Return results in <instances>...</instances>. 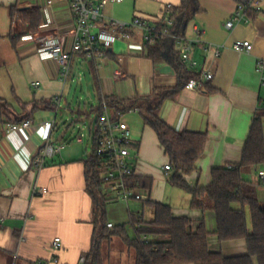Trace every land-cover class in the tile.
Segmentation results:
<instances>
[{
	"label": "crops",
	"instance_id": "1",
	"mask_svg": "<svg viewBox=\"0 0 264 264\" xmlns=\"http://www.w3.org/2000/svg\"><path fill=\"white\" fill-rule=\"evenodd\" d=\"M181 3L182 0H125L121 4H107L103 13L106 19L131 22L138 17L159 24L165 18L167 6L179 7ZM196 5L197 13L193 14V6L187 10L185 31L177 21L180 33L193 42L194 67L183 63L180 49L168 39L164 40L162 59L149 58L142 32L137 30L131 31L129 38L100 35V44L107 51L101 63L81 54L75 57L73 67L90 74L91 99L93 93L100 105L94 109L96 117L89 130L90 152L80 146L84 145L85 136L82 142L77 141L82 133L75 138L69 136L75 125L85 123L80 112L83 103H75L79 91L85 94V87L73 91L71 84L67 90L68 81L61 80L60 67L44 61L37 52L41 40L48 36L61 37L71 47L76 22L70 0H0V264H85L95 240L101 241L103 264L106 239L111 264L114 241L122 239H103L105 225H128L132 215L152 221L154 211L143 207L145 201L171 206L175 217L192 221L193 230L204 218L213 251L226 257L248 254L245 239L219 242L215 213L192 209V194L169 183L172 172L165 167L170 165V159L156 132L136 117L142 116L147 106L156 105L162 96L169 95L162 101L158 117L177 132L207 136L196 170L185 176L192 188H208L214 169L241 163L253 120L260 114L256 62L264 59V0H258L260 11L253 8L251 13H245V20L236 23L233 30H228L226 23L234 17L238 2L196 0ZM25 9L38 10L42 15V23L34 32L20 17V10ZM46 24L49 26L42 28ZM28 35L35 39L24 41L23 37ZM246 40L254 45L251 53L233 49L234 43ZM210 45L221 46V55L208 49ZM187 71L200 75L197 80L201 81V88L185 89ZM206 73L214 75L211 81L205 80ZM72 80L74 84L75 79ZM101 97L137 104L121 116L132 132L131 164L135 174L154 180L152 190H138L144 197L142 201L120 199L115 181L94 188L87 180L86 163L93 151L92 136L97 131L96 121L104 100ZM58 99L59 108L54 110L50 105ZM15 120L31 121L32 125L8 138L9 126ZM262 121L264 128V117ZM45 123L54 126L50 129ZM49 143L65 147L39 168L33 162ZM261 172L264 164L253 168L245 179L258 185V198L264 202ZM43 189L46 194L37 192ZM248 225L251 231V217ZM127 232L130 239L135 237L130 226ZM57 238L61 239L62 248L56 251L53 242ZM132 251L134 264L135 251L129 247L130 255Z\"/></svg>",
	"mask_w": 264,
	"mask_h": 264
},
{
	"label": "trees",
	"instance_id": "2",
	"mask_svg": "<svg viewBox=\"0 0 264 264\" xmlns=\"http://www.w3.org/2000/svg\"><path fill=\"white\" fill-rule=\"evenodd\" d=\"M238 4L247 6L245 13L253 11L252 4L258 0H235ZM189 6H193V14L198 12L196 0H182L179 7H174L172 18L178 21L183 15L187 16ZM13 15L16 9H11ZM22 21L30 24L34 32L42 23V15L38 10H20ZM165 18L159 23L164 26ZM164 38H157L154 45H146L148 57L158 61L162 59L165 44ZM15 41V40H14ZM184 76V82L199 79L200 75L189 72ZM169 95L162 96L156 105L147 106L143 113L145 125L152 128L170 159L171 176L169 183L173 187L192 194V209L202 212L208 210L216 215L217 229L215 235L219 242H229L245 239L248 254L237 257H226L222 252L213 251L210 246V232L205 219L198 222L195 230L192 221L187 217H175L171 206L145 201L144 208L154 211V219L147 222L131 216L128 225H119L103 230V239L120 237L135 251L134 264H264V202L258 198V185L245 179V176L257 166L264 164V114H258L253 120L249 138L244 145L241 163L234 169L218 168L212 172V184L206 189L192 188L185 176L196 170L198 160L203 156L207 136L189 131L177 132L158 117L162 101ZM106 99L115 117H120L125 110L134 108L137 104L120 101L114 97ZM58 102L50 107L59 108ZM1 116V110H0ZM1 118V117H0ZM32 120V119H29ZM24 121L15 120L11 124H22ZM130 148L134 146L130 145ZM87 180L90 187H100L107 172L105 163L94 153L87 158ZM127 187L135 190H152L154 180L133 174L126 178ZM247 209L250 212L252 230H249ZM128 226L133 229L135 237L128 236ZM148 237L146 243L143 239ZM101 241L95 240L93 251L86 257L85 264H101Z\"/></svg>",
	"mask_w": 264,
	"mask_h": 264
},
{
	"label": "built area",
	"instance_id": "3",
	"mask_svg": "<svg viewBox=\"0 0 264 264\" xmlns=\"http://www.w3.org/2000/svg\"><path fill=\"white\" fill-rule=\"evenodd\" d=\"M125 0H70V9L74 15L76 26L72 32V44L68 48L64 39L56 36H48L41 40V46L37 52L44 61H52L60 67L61 80L66 83L70 77L74 59L77 55H84L87 59H93L97 63H101L107 51L101 46L100 35H114L123 38H129L131 31L137 30L142 32L143 42L145 45H154L157 38H164L173 41L180 49L181 59L184 64L194 67L191 61L192 41L184 37L179 29L177 22L172 18L174 7L167 6L164 10L165 20L164 26L159 28L158 23H152L141 18H134L131 22H123L116 19H106L103 13L104 7L109 3L121 4ZM252 7L260 11L258 1L252 4ZM246 5L239 4L234 17L226 23L228 30H233L236 23L245 20ZM248 22V20H246ZM49 25H43L46 28ZM197 29V34L200 35ZM35 36L28 35L23 37L24 41H33ZM208 49H213L216 56L221 55V46L210 45ZM233 49L237 52L251 53L254 45L251 41H237L233 45ZM256 72L260 77V102L258 112L264 114V59H258L256 62ZM214 75L211 73L204 74L207 81H211ZM37 88L38 85L34 84ZM201 88V81L197 79L190 80L185 84V89L195 90ZM60 101V99H58ZM32 125L31 121H25L22 124H13L9 126L7 137H12L22 129H28ZM46 127L53 128V123H45ZM97 131L92 136L94 155L99 157L106 165L107 172L104 175L105 182L115 181L118 186V197L124 201L135 199L137 201L144 200V197L135 189L126 186L125 180L129 176L135 174V169L131 164L132 151L129 147L132 145V132L130 127L122 120V116L115 117L111 111L106 99L101 103V113L96 121ZM90 135V134H89ZM84 135L77 139L82 142ZM91 137V135H90ZM91 139V138H90ZM64 145L47 144L41 151L40 155L34 160V164L41 168L45 165L47 158H52L60 154L64 149ZM234 169V166H229ZM167 172L171 171L170 165L165 167ZM259 178L264 180V172L259 174ZM37 192L46 194L47 190L43 189ZM109 229L114 227L113 224L107 225ZM149 242L148 237L143 239ZM54 250L62 248L61 239L57 238L53 242ZM56 262V261H54ZM46 264V263H40Z\"/></svg>",
	"mask_w": 264,
	"mask_h": 264
},
{
	"label": "rangeland",
	"instance_id": "4",
	"mask_svg": "<svg viewBox=\"0 0 264 264\" xmlns=\"http://www.w3.org/2000/svg\"><path fill=\"white\" fill-rule=\"evenodd\" d=\"M130 1V0H128ZM75 79V82L73 84V80ZM81 79V80H80ZM92 79L90 77V74L87 73L86 71H78L76 70L75 67H72L71 73H70V77L68 80V87L67 90L69 89V87L72 86L74 87L73 91L75 89H77V87H79L80 89H84V93L82 94L80 91L77 94L75 103L77 105V103H79V101L81 103H83L82 105V109H81V113L83 115V118L85 119V123L84 124H77L75 125V128H73L70 133L69 136H73V138H75L77 135H80L81 133L85 136L84 139V145H80L82 148L87 147L89 149V151L91 152V143L89 142V130L91 128V123L93 122V120L95 119L96 115H95V111L94 109H96L98 106H100L97 100V97L92 93V99H91V90H93L92 88L90 89L88 87L89 83H91ZM91 85V84H90ZM72 87V88H73ZM82 87V88H81ZM66 101L63 102V109L65 106ZM86 103V106L84 107V104ZM62 109V113L64 112V110ZM78 110V108H76ZM80 110V109H79ZM60 116L63 117V114H61ZM135 117V116H134ZM137 118H139L140 120L143 119L142 116H136ZM127 119V118H126ZM82 132H81V130ZM133 208V207H132ZM131 211L135 212V209H131ZM248 214V220L250 221V213L249 211L247 212ZM122 239V238H121ZM108 240L106 239L103 243V264H109L108 262ZM129 245L124 241V240H120L118 239L117 242L114 241V245L112 248V257L113 260L111 262V264H133V258H134V254L132 251V254H129Z\"/></svg>",
	"mask_w": 264,
	"mask_h": 264
},
{
	"label": "water",
	"instance_id": "5",
	"mask_svg": "<svg viewBox=\"0 0 264 264\" xmlns=\"http://www.w3.org/2000/svg\"><path fill=\"white\" fill-rule=\"evenodd\" d=\"M185 15H183L182 17H180L179 19H178V22H179V26H180V28H182V30L183 31H185L186 30V24H187V20H188V18H187V20H185Z\"/></svg>",
	"mask_w": 264,
	"mask_h": 264
}]
</instances>
